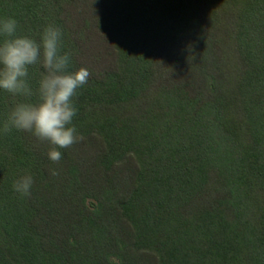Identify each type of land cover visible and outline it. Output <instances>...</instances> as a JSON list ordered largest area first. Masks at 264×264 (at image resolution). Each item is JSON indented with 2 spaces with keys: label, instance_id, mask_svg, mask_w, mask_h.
<instances>
[{
  "label": "trees",
  "instance_id": "16d2710c",
  "mask_svg": "<svg viewBox=\"0 0 264 264\" xmlns=\"http://www.w3.org/2000/svg\"><path fill=\"white\" fill-rule=\"evenodd\" d=\"M0 16L58 25L89 73L59 161L0 131V264H264V0H0ZM17 99L0 91V122Z\"/></svg>",
  "mask_w": 264,
  "mask_h": 264
},
{
  "label": "clouds",
  "instance_id": "9594fccd",
  "mask_svg": "<svg viewBox=\"0 0 264 264\" xmlns=\"http://www.w3.org/2000/svg\"><path fill=\"white\" fill-rule=\"evenodd\" d=\"M71 59L72 53L63 49V31L58 25L46 24L33 37L18 32L15 17L0 16V91L19 98L0 122V131L14 129L46 141V155L53 162L61 159V149L80 138L73 123L78 111L74 97L89 73L84 67L73 69ZM33 66L41 69L35 88L29 79ZM51 174L56 175V170ZM33 185L30 173L12 181L13 191L21 196H29Z\"/></svg>",
  "mask_w": 264,
  "mask_h": 264
},
{
  "label": "rangeland",
  "instance_id": "374dc122",
  "mask_svg": "<svg viewBox=\"0 0 264 264\" xmlns=\"http://www.w3.org/2000/svg\"><path fill=\"white\" fill-rule=\"evenodd\" d=\"M83 153V151L81 152V154Z\"/></svg>",
  "mask_w": 264,
  "mask_h": 264
}]
</instances>
